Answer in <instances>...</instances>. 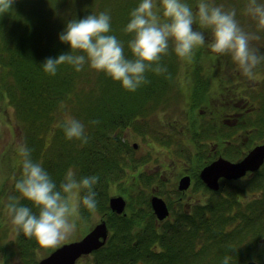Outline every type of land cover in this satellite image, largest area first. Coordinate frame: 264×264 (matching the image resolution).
Returning <instances> with one entry per match:
<instances>
[{
    "label": "trees",
    "instance_id": "1",
    "mask_svg": "<svg viewBox=\"0 0 264 264\" xmlns=\"http://www.w3.org/2000/svg\"><path fill=\"white\" fill-rule=\"evenodd\" d=\"M140 2L14 0L12 9L0 14V95L3 94L1 97L17 111L22 144L31 149L33 161L43 164L57 186L69 168L78 178L99 177L94 188L98 202L95 212L101 214V221H106L111 233L90 264H222L225 256L230 257L231 264L234 255L239 256L236 264L252 259L264 263V237L258 235L264 225V199L261 200L263 210L246 205L243 212L241 203L232 196L214 198L206 207V215L181 224L174 222L170 226L174 231L160 226L158 231L150 201L139 184L142 176L148 177L140 173L138 179L129 178V170H135L142 161L127 162L126 154L131 145L122 140L121 134L125 135L137 118L148 116L158 105L164 107L173 103L172 93L177 89L184 91L188 98L191 84L182 85L181 79L183 75H192L189 70L194 67L178 70L180 60L170 47L160 62L167 71L159 75L146 73L149 82L136 91L126 90L120 82L87 63L79 72L68 64L58 66L55 75L43 70L46 58L71 52L69 45L59 40L66 23L102 11L111 16L110 34L124 43L125 54L132 58L127 46L132 35L126 33L125 28L131 11ZM235 12L236 19L247 13L243 8ZM201 53L197 51L194 57L196 68L202 63ZM194 91L198 89L195 87ZM65 108L85 125L87 143L68 140L62 129L53 127L55 115ZM16 153L19 155V150ZM10 160H14V156H10ZM14 174L12 183L5 190L0 188V201L4 195L6 202L9 196H20L15 181L22 176V157ZM114 188L119 191L117 194L128 198L126 213L118 214L109 206ZM140 196L145 202H134L135 197ZM20 203L38 213L30 201L21 197ZM94 213L81 207L85 220H90ZM143 231L146 232L141 235ZM137 235L141 236L137 238ZM142 237L147 238L144 244ZM129 238L136 240L132 249L127 245ZM156 242L160 243L157 249L154 248ZM15 245V254L19 256L17 264H37L38 250L49 249L18 231ZM0 248V261L7 262L14 256L9 245L2 241Z\"/></svg>",
    "mask_w": 264,
    "mask_h": 264
},
{
    "label": "clouds",
    "instance_id": "2",
    "mask_svg": "<svg viewBox=\"0 0 264 264\" xmlns=\"http://www.w3.org/2000/svg\"><path fill=\"white\" fill-rule=\"evenodd\" d=\"M13 3L14 0H0V14L11 10ZM246 12L264 28V3L249 0ZM194 25L210 30L212 39L207 46L213 53L231 56L245 77L256 78L254 70L264 63V52L251 47L250 42L259 37L244 31L235 10L226 11L223 5L217 6L210 0H198L195 11L184 0H141L131 11L125 28V32L132 35L127 45L132 58L125 54L124 43L110 34L108 12L70 20L59 33V40L69 45L71 52L46 58L43 70L55 75L58 66L68 64L79 72L87 63L120 82L126 90L136 91L149 82L146 73L159 75L167 71L160 62L170 47L180 59L190 62L195 51L206 45L204 31ZM56 127L63 130L68 140L88 142L85 125L77 118L66 115ZM19 155L22 176L15 181V189L20 196L8 197L7 214L18 233L35 238L42 247L57 248L76 231L81 207L92 213L96 211L98 202L94 188L99 177L78 178L69 168L57 186L43 164L33 161L31 149L21 144ZM21 197L30 201L38 213L21 204ZM229 260L230 257L225 256L222 264H229Z\"/></svg>",
    "mask_w": 264,
    "mask_h": 264
},
{
    "label": "flooded vegetation",
    "instance_id": "3",
    "mask_svg": "<svg viewBox=\"0 0 264 264\" xmlns=\"http://www.w3.org/2000/svg\"><path fill=\"white\" fill-rule=\"evenodd\" d=\"M210 56L213 55L210 54ZM226 57L227 55H218L217 59L208 58L206 62H204V59L202 65H199L198 68L189 70L195 77L194 81L190 80L191 76L183 75L181 84H191L189 95L191 92H194L195 87L198 91L203 88L204 91H200L202 93L200 96L203 95L200 101L203 102L200 103L198 99L194 100L193 97H190L189 101L188 95V99H185L183 105L181 103L182 110L184 109L183 116L172 120L163 118V121H160L161 126L168 127L171 130H163L169 134L164 135V133H161V137L180 135L179 138L186 142L190 140L191 136H196L197 133H200L211 137L213 143H216L218 139H222L219 145L212 146V151L210 152L209 150L207 159L205 158L206 161L204 158L198 161L197 157L195 158L194 156V151L191 150V156L187 158L182 157L184 160H180V163H177L178 159L173 158L177 153L167 150V153L164 152V155L170 158L167 164H154L151 167L150 164L140 165L134 170V174H132L135 178L139 177L140 173H144L148 177L140 181L139 184L142 185L144 194L149 199L152 209L151 200L154 195L165 199L168 205L169 215L163 219H160L153 209L158 231H160L158 228L160 226V228H168L171 232L174 230L170 226L174 222L181 224L206 215V207L210 201H214L215 196L230 198L229 187L240 190L239 199L234 198L238 203H241L244 212L246 205H249L246 204V199H244V191L248 193V185H254L256 188H261V190L264 188V162L257 169H249L244 175L237 178L220 176L218 179V189L210 187L202 176V171L214 160L225 157L237 162L242 160L254 147L264 145V79L256 78L255 83L250 86L246 84L239 85L238 83V91L230 93L225 90L232 96L225 97V101L218 102V99H223V97L219 96V92L222 90V83L226 82L223 81L225 77L223 73L224 67L229 65V59ZM209 61H216L217 65H220L218 71L208 68L207 63ZM254 71L255 75L261 72L264 76V63H261ZM218 78H220L219 81ZM235 81L239 82V80ZM215 95H217L216 102L221 105L212 109L214 102L210 100ZM203 103L211 105L209 107L210 110L206 109L207 107ZM201 104L204 106L199 107ZM202 108L205 110L200 111ZM195 141L196 138L194 139ZM137 146V143L133 144L135 149ZM185 146L187 144H182L177 149L179 150L178 153L183 152ZM229 148L236 149L239 156L236 157L229 154ZM251 197H254L257 201H261L264 199V192H253L251 193ZM95 214H98L99 221L101 222V214L99 212H95ZM93 227L87 225L89 229H87L81 238ZM109 231L111 233L110 229ZM100 248L89 254L82 255L80 260L91 255H95L96 257L97 252H100Z\"/></svg>",
    "mask_w": 264,
    "mask_h": 264
},
{
    "label": "rangeland",
    "instance_id": "4",
    "mask_svg": "<svg viewBox=\"0 0 264 264\" xmlns=\"http://www.w3.org/2000/svg\"><path fill=\"white\" fill-rule=\"evenodd\" d=\"M193 1L195 3L192 2L191 0H184V2L189 4L195 11L198 0H193ZM210 2H212L217 6L223 5L226 11L228 10L230 11L239 8L246 9L249 0H233V2H230L229 0H210ZM258 2L264 3V0H258ZM237 21L240 24V26L244 29V31L248 32L252 36L259 37L258 39L251 40L250 42L251 47L259 48L261 52H264V39H263L264 28L259 27L258 21L253 19L247 13L237 18ZM194 27L197 30L204 31L206 36V45L204 47L197 49L195 51V55L197 51H201L202 53L200 55H202V57L205 59L204 62H206V59L208 58L217 59L218 55L213 53L211 49L207 46V43L210 42L212 39L210 30L200 29L199 25H194ZM210 54H212L213 56H210ZM194 57L189 62L187 60H182L177 56V58L180 60L179 61L180 67L178 70L183 69L184 71H187L191 67H194L191 68L192 70L196 69L197 64L195 63ZM227 57L229 59L228 61L229 65L227 67H224L223 70V73L225 74L223 81L226 82L222 83V90H220L219 92V96L223 97V99L222 100L218 99V102L225 101V97L232 96L230 93L238 91L239 89V86H237L238 83L239 85L246 84L250 86L255 83L256 78L261 80L264 79V76L261 72L258 75H255L256 76L255 79H249L248 77H245L242 74V72L238 69L236 64L232 61L231 56L227 55ZM207 65L209 69L213 68V70L216 71H218V69L220 68V65H217L216 61H209ZM187 67L188 69H186ZM190 76H191L190 80L194 81L195 78L194 75H190ZM219 79L220 78H218V81ZM235 80H239V82H236ZM199 90L204 91L203 88ZM225 90L230 93H227ZM200 91L191 92V94L189 95V101H190V97L191 98L193 97V99L195 100L198 99L200 101V99L203 98V95L200 96V94H202ZM0 93H2L1 89H0ZM1 96L4 97L3 94L0 95V183L2 186L0 188H4L5 190L14 180L15 177L14 172L20 167L21 157H19V155L16 152L19 150V147L22 144V133L18 125L17 111L15 110L14 105L11 104L9 101L7 102V100L5 98H2ZM185 99H188L185 96V92L178 91L177 89V91L172 93L173 103L166 105L164 107H160L161 105H158L155 109H153L148 113V116L137 118L135 123L133 124V128L130 129L128 128L127 131L124 133L125 135L121 134L122 140L127 141L131 145V149L129 153L126 154V157L129 159L127 162L129 161L131 162L132 160L142 161L141 162L142 165L150 164V167L154 164L155 165L167 164V162H169L170 160L169 157L167 158L166 155H164V152L167 153V150H172L173 152L177 153L176 155L178 156L175 155V157L173 156V154H171L173 158H175L176 160L178 159L177 163H180V160H184L182 157L187 158L188 156H191L192 154L191 150L194 151V156L195 158L197 157L198 161L201 160L202 158L207 159L209 150L211 152L212 146L216 144L219 145V142L222 139H218L216 143H213L211 137L204 136V134H200V133H197L196 136L195 135L191 136L190 140L186 142L182 141L179 138L180 135L161 137V133H164V135L169 134L168 132L163 130L165 129L170 130V128L161 126L160 121H163V118L172 120L183 116L184 109L182 110L181 103L183 105ZM216 99H217V95L213 96V98H211L210 100L214 102L212 105V109L218 105H221L218 104V102H216ZM202 102L203 101H200V103ZM203 104L207 107L206 109L210 110L209 107H211V105L206 103ZM204 105L201 104L199 105V107H203ZM202 110L205 109L202 108L200 111ZM66 115L72 116L71 111L68 108L63 109L60 112H57L54 120L56 122L52 124L53 127L56 128V125L60 123V121H62ZM195 138L196 141L194 142ZM135 143L138 144L136 149L133 147V144ZM182 144H187V146L184 147L185 149H183V152L178 153L179 150L177 149ZM228 152L233 156L236 157L239 156V153L237 152L236 149L229 148ZM10 156H14V160H10ZM124 165L125 167H127V169L130 168L126 163H124ZM129 172L130 174L128 173V175L130 179H138L135 178V176H132V174H134V170L130 169ZM142 178L145 179L144 176H142ZM247 188H248V193H246V191L243 190L245 192L244 199H246V204H249L251 207H256V209L261 208L263 210L262 207L263 202L261 203V201L255 200L254 197H251V193L264 192V188L261 190V188H256L254 185H248ZM228 190L230 192V196L239 199L238 195L240 193V190L238 188L229 187ZM117 193H119V191L117 190V188H114L112 194L114 195ZM215 197L217 200H219L218 198H220L217 196ZM2 198L4 199H1L0 201V225H2V228H0V236H2L0 237V243L2 241L3 244L9 245V248L12 251L11 254H14V256H12V258L9 259L7 262L1 260L0 264H17L19 260V256L15 254L17 252L15 245L17 228L15 225L12 224L11 218L7 214L5 208V204L7 203L5 195ZM134 202H137L138 204L144 203L145 198H143L142 196L135 197ZM99 220L100 218L98 214L94 213V215L90 220H85L84 216L81 214V219L77 222L76 231L63 243L74 241L81 238V236L87 231V229H89L87 228V225L93 227ZM151 228L152 226L149 225V230H152ZM145 232L146 231H143L141 235H144ZM141 235H137V238L138 236ZM258 235L264 237V225L262 229H260V231L258 232ZM142 239H143L142 244H144L147 238L142 237ZM135 241L136 240H132L131 238H129L127 245L130 249L133 248V243ZM263 244L264 243L262 242V246ZM159 247H160V243L156 242L154 248L157 249ZM52 249L53 248L39 249L38 250L39 256H37L36 259L45 256ZM0 250H2V248H0ZM94 259H95V255L87 256L85 259H81L79 264H90L94 262ZM238 261H239V256L234 255L231 264H236Z\"/></svg>",
    "mask_w": 264,
    "mask_h": 264
},
{
    "label": "water",
    "instance_id": "5",
    "mask_svg": "<svg viewBox=\"0 0 264 264\" xmlns=\"http://www.w3.org/2000/svg\"><path fill=\"white\" fill-rule=\"evenodd\" d=\"M263 162L264 145H258L251 149L240 161L234 162L225 157L214 160L205 167L202 171V176L210 187L218 189V179L220 176L237 178L244 175L249 169H257ZM186 185L188 184L186 183ZM151 201L153 209L160 219L169 215V208L165 199L158 195H154ZM109 206L112 211L118 214L126 213L127 199L122 194L111 195L109 198ZM108 235L109 229L106 221L103 220L83 238L64 243L57 247L48 256L40 259L39 264H75L82 255L89 254L105 245ZM246 264L261 263L256 260H249Z\"/></svg>",
    "mask_w": 264,
    "mask_h": 264
}]
</instances>
